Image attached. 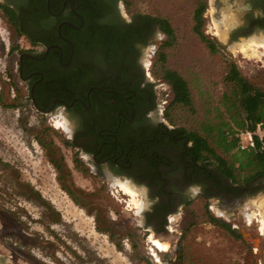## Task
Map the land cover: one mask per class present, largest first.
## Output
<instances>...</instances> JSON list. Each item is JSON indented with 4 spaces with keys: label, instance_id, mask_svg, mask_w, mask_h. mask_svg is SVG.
<instances>
[{
    "label": "rangeland",
    "instance_id": "obj_1",
    "mask_svg": "<svg viewBox=\"0 0 264 264\" xmlns=\"http://www.w3.org/2000/svg\"><path fill=\"white\" fill-rule=\"evenodd\" d=\"M246 1L233 0L236 10H231L227 3L217 7L215 0H123L127 19L137 13L166 17L175 31V39L167 43H161L166 35L160 32L156 44L142 55L157 92V120L193 131L218 114L217 108L223 112L220 98L229 63L264 88V55L247 56L237 49L242 40L264 29L254 26L248 35L229 38L241 22L240 8ZM200 3L205 10L196 32L194 10ZM230 16L228 35L222 40L215 32ZM21 45L0 7V258L7 257L4 264H72L92 249L89 262L96 264H264L260 246L248 239L244 242L237 229L216 224L218 220L210 216H218L214 203L209 209L200 195L171 216L168 224L173 231L159 228L158 234L152 226L145 228V221L155 222L147 216L154 204L152 191L140 180L112 175L106 166L98 172L88 156L80 157L71 146L70 133L55 125L62 118L73 126L65 111L41 114L28 101L26 90L18 91L14 61ZM166 69L178 71L189 82L191 105L173 102ZM223 117L228 120L226 114ZM115 178L139 189L145 201L140 212L127 194L110 185ZM249 204L234 222L244 230V215L258 212ZM149 235L168 243V251L157 248Z\"/></svg>",
    "mask_w": 264,
    "mask_h": 264
},
{
    "label": "flooded vegetation",
    "instance_id": "obj_2",
    "mask_svg": "<svg viewBox=\"0 0 264 264\" xmlns=\"http://www.w3.org/2000/svg\"><path fill=\"white\" fill-rule=\"evenodd\" d=\"M226 3L236 10L233 0H215L217 7ZM0 7L18 42L22 41L14 61L18 89L26 90L30 104L41 114L58 108L65 111L74 123L70 143L80 157L88 156L98 172L106 166L112 175L140 180L150 192L152 180L146 172L157 168L161 192L153 200L163 208L156 223L145 221V228L152 226L158 234L159 228L173 231L168 224L171 216L200 195L210 204L209 209L214 203L218 210L217 218L210 216L237 229L244 242L248 239L249 244L260 246L264 260V176L247 184L229 180L208 193L215 182H193V155L183 154L182 140L166 132L178 127L155 117L160 106L142 55L156 44L160 32L166 35L161 43L168 40L158 23L144 37H135L129 48L113 49L103 42L102 30L129 25L139 14L127 19L123 0H0ZM240 11L241 22L230 39L248 35L254 26L264 29V0H247ZM187 146L192 147L193 141ZM151 155L159 157L155 167L148 160ZM137 174L142 177L136 178ZM247 202L258 212L252 220L244 215V230L234 222L241 219ZM168 249L169 244L165 251ZM8 258L16 261L13 255ZM6 259L0 258V262L4 264Z\"/></svg>",
    "mask_w": 264,
    "mask_h": 264
},
{
    "label": "trees",
    "instance_id": "obj_3",
    "mask_svg": "<svg viewBox=\"0 0 264 264\" xmlns=\"http://www.w3.org/2000/svg\"><path fill=\"white\" fill-rule=\"evenodd\" d=\"M204 10V3H200L194 10L193 29L196 32L199 31L203 23ZM97 20L98 17L94 16V22ZM157 23L168 35V40L164 43L175 39V31L166 17L139 13L135 22L129 25L103 29V42L113 49L129 48L135 37H144L145 32ZM213 49H216L214 45ZM165 78L172 87L173 102L191 105L192 96L189 82L178 71L171 69L165 70ZM223 83L225 90L220 98L223 112H219L220 110L217 108L218 114L207 118L199 129L190 131L178 127L172 131H166L174 133L178 139L182 140L180 148L183 150V154L193 155V182H203V180L215 182L207 190L208 193L214 192L213 186H223V183L228 184L229 180L232 183L247 184L258 176H264V142L255 135L254 147L238 148V134L241 131L255 132L258 126L264 128V88L253 84L240 72L235 63L228 64ZM18 91L20 92V90ZM223 114L227 115L228 120L223 117ZM190 140L193 141L192 147L187 146ZM158 158V155L148 157L153 167L157 165ZM148 172L152 180L150 186L153 187V196H159L161 192L157 182L159 172L157 168L152 167L146 173ZM136 176L142 177L140 174ZM161 208L159 202L155 203L147 213L148 218L156 219ZM213 220L215 219L213 218ZM216 224L223 226L226 230L233 231L224 222L218 220Z\"/></svg>",
    "mask_w": 264,
    "mask_h": 264
},
{
    "label": "bare ground",
    "instance_id": "obj_4",
    "mask_svg": "<svg viewBox=\"0 0 264 264\" xmlns=\"http://www.w3.org/2000/svg\"><path fill=\"white\" fill-rule=\"evenodd\" d=\"M235 18H234V20H235ZM229 20H232V17L231 18L227 17L226 19H224V21H225L224 28L220 27V29L217 30V32H215V34H218V36L222 40H225L227 38L228 29H229V26H227V25H229V22H230ZM237 46H238L237 47L238 51L244 53L247 56L248 55L249 56H252V55L254 56L257 52H259L262 55H264V33H260L259 35H255V36L249 37L247 39H244ZM55 125L57 127H59V128H62L63 130H66L68 133L70 132V126H69L68 120H62V118L58 119V120H56ZM110 185L112 187H114V188H118V190L122 191L124 194H127L130 197V204L134 205V207L137 209V212H140L143 209V206L145 205V203H144L145 201H143V199H141V197H140L141 193L139 192V189H137L136 186L132 182H130L128 180H121V178L120 179L115 178L113 181H111ZM252 215L248 214L249 219L254 217ZM261 215H262V217H261V222H262V226L261 227L262 228L261 229L264 232V212H262ZM151 239L153 241V244L155 246H157V248H160L163 251L165 249H167L168 243L163 242V241H161V240H159V239H157V238H155L153 236L151 237ZM151 251H152V249H151ZM154 253L152 254L153 256H155ZM156 256L158 257L157 254H156ZM81 258H84L85 260H82ZM91 259H93V249H92V252H90V253H87V252L82 253L81 257H80V259H79V261L77 263H72V262L71 263L72 264H96L95 263L96 261L89 262ZM156 260H158V259L156 258Z\"/></svg>",
    "mask_w": 264,
    "mask_h": 264
},
{
    "label": "built area",
    "instance_id": "obj_5",
    "mask_svg": "<svg viewBox=\"0 0 264 264\" xmlns=\"http://www.w3.org/2000/svg\"><path fill=\"white\" fill-rule=\"evenodd\" d=\"M258 131L257 132H252V131H241L238 136H239V143H238V148L240 149H247L250 147L255 146V139L254 136L258 135L259 139L264 142V128L261 126H258Z\"/></svg>",
    "mask_w": 264,
    "mask_h": 264
}]
</instances>
